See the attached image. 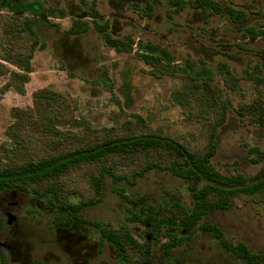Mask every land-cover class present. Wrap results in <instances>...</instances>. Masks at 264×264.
Masks as SVG:
<instances>
[{
    "label": "rangeland",
    "instance_id": "rangeland-1",
    "mask_svg": "<svg viewBox=\"0 0 264 264\" xmlns=\"http://www.w3.org/2000/svg\"><path fill=\"white\" fill-rule=\"evenodd\" d=\"M217 1L224 9L233 6L245 10L248 25H264V0ZM49 7L64 9L66 14L49 15ZM175 7L172 0H0V48L8 41L4 23L18 12L35 20L44 44L34 52L24 92L13 86L6 89L8 76H0V160H7L10 155L5 148L13 146L7 133L15 121L12 109L33 107L32 94L41 88L65 97L75 121L63 129L80 134L101 128H114L118 133L154 130L192 145L203 143L207 128L198 121L190 97H185V104L179 102L184 99L185 83L194 78L212 80L227 106L212 158L216 169L252 176L264 168V126L236 112L242 103H264V36H244L226 13L206 16L190 4L179 12L174 11ZM262 9V13H254ZM93 10L98 12L96 22H107L114 37L126 40L130 36L131 50H116L105 43L94 27ZM77 18L87 20L89 28L72 35L68 29ZM142 53L163 55L169 70L155 71ZM93 171L94 166L87 164L70 171L64 179V197L73 202L90 198L93 188L88 175ZM115 185L105 177L101 202L84 209V217L110 228L125 226L139 242H153L147 224L128 220L138 205L125 202ZM125 192L130 197L145 193L156 207L164 201H179L191 207L185 182L164 171L148 173L135 186H127ZM48 198L18 191L5 196L0 204L4 209L8 202H17L13 208L19 220L17 228L24 229L36 257L47 255L53 261L61 256L64 264H69L65 254L76 242V246L92 252L89 264H119L109 243L98 244L99 234L93 227L77 224L62 231L56 229L55 217L65 212L49 204ZM259 200L241 196L231 209L218 211L205 220L220 226L230 242L243 241L252 251L264 252V203ZM178 233L186 234L187 230ZM166 240L162 237L154 244L149 264H243L206 231L198 229L191 240L174 248L169 256L161 248Z\"/></svg>",
    "mask_w": 264,
    "mask_h": 264
},
{
    "label": "trees",
    "instance_id": "trees-1",
    "mask_svg": "<svg viewBox=\"0 0 264 264\" xmlns=\"http://www.w3.org/2000/svg\"><path fill=\"white\" fill-rule=\"evenodd\" d=\"M172 1L176 12L181 11L185 4H190L206 16L226 13L244 36L250 39L264 36V25H248L247 13L241 9L233 6L224 9L217 0ZM148 9L151 10V7ZM47 12L58 17L66 14L64 9L54 7H49ZM91 15L94 27L104 36L108 46L123 51L132 49L130 36L126 40L114 37L107 22H96V10ZM34 21L32 17L18 12L4 23L8 41L0 48V76H8L6 89L13 86L17 91L24 92V84L30 80L34 52L36 48L44 47ZM88 28L87 20L77 18L68 32L80 35ZM141 57L155 71L165 73L169 70L163 55L142 53ZM183 94L184 99L179 102L185 104V97H190L198 121L207 128L203 143L192 145L176 136L154 130L118 133L114 128H101L80 134L63 129L75 121L68 112L65 97L50 88L35 90L32 94L33 107H15L11 111L15 121L8 127L7 133L13 139V146L5 148L10 155L7 160H0V193L18 190L39 198L49 197V204L65 212L55 217V226L69 227L76 222L93 227L99 234L100 245L109 243L119 253V264H149L153 246L162 237L167 240L161 248L169 256L174 248L191 240L198 229L209 232L226 253L243 264H264V252L252 251L243 241L230 242L220 226L205 220V217L218 211L231 209L235 199L241 196L257 197L264 203V168L252 176L242 172L223 173L216 169L212 158L217 151L218 128L226 120V102L221 100L219 90L209 79H189ZM236 112L239 116L249 115L253 121L264 126L263 101L242 103ZM255 150L263 155L258 148ZM85 164L94 166L95 172L88 175L93 195L79 202L70 201L64 197L67 189L64 179L70 171ZM157 170L185 182L191 199L190 208L179 201H164L156 207L145 193L138 192L137 197L126 194L127 186H135L148 173ZM106 176L116 183L115 189L125 202L138 205L128 220L147 224L153 242H139L125 226L110 228L84 217V209L101 202ZM185 229L186 234L178 233Z\"/></svg>",
    "mask_w": 264,
    "mask_h": 264
},
{
    "label": "flooded vegetation",
    "instance_id": "flooded-vegetation-1",
    "mask_svg": "<svg viewBox=\"0 0 264 264\" xmlns=\"http://www.w3.org/2000/svg\"><path fill=\"white\" fill-rule=\"evenodd\" d=\"M248 12L251 13L250 11ZM262 12L263 9L261 12L255 11L254 13L259 14ZM247 18H249L248 13ZM17 192L18 190L2 191L0 193V204L5 196L15 195ZM8 203V207L4 209L0 207V264H64L61 256H56L55 260L52 261L47 255L42 256V258L34 255L35 252L30 250V245L27 242L28 238L26 237V233L24 234L23 232L24 229L17 228L19 220L13 212V208L17 206V202L10 201ZM77 224L79 223L74 222L70 227L76 226ZM66 228L68 227H56V229H60L59 231ZM98 244H100L99 239ZM76 245L77 243L75 242L73 249L67 250L65 254L66 258H69V264H89V258H91L92 252L83 250V246ZM115 253L118 257L120 256L119 253Z\"/></svg>",
    "mask_w": 264,
    "mask_h": 264
}]
</instances>
